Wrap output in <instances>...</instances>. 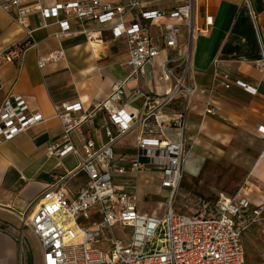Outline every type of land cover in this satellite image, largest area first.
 <instances>
[{
	"label": "crops",
	"instance_id": "obj_1",
	"mask_svg": "<svg viewBox=\"0 0 264 264\" xmlns=\"http://www.w3.org/2000/svg\"><path fill=\"white\" fill-rule=\"evenodd\" d=\"M68 1L73 0H30L27 4L30 9L28 27L34 29L32 38L38 46L25 53L21 67L6 61L0 66V105L8 93L16 92L25 97L31 110L41 112L44 118L26 132L0 145V264H21L18 242L22 227L20 217L37 205L39 197L49 186L64 178L70 194L76 195L88 180L86 171L78 169V155L69 153L58 166L57 158L47 154L49 143L60 141L63 132L54 103L79 99L86 109L91 110L108 95L112 83L125 78L129 72L126 65L129 45L125 35L116 37L113 34L114 22L100 23L73 17L69 19L70 31L61 34L58 20L66 14L60 11L58 17L47 18V26H40L41 15L36 5L49 7ZM120 2L127 7L138 2L127 11L125 22L147 25L150 34L162 45L153 65H147L143 74L127 81L125 101L129 111L138 113L150 91L161 95L169 93L187 68L185 66L179 73L184 61L190 62L184 81L194 88L193 93L189 95L182 88L164 108L169 118H176L185 112L188 105L183 138L189 151H185L183 157L182 177L172 203L173 209L192 215L202 207L195 211L183 210L178 203L216 196L217 201V192L222 189V193L230 197L241 189V193L254 204L264 201V67L260 64L264 54V0H250L253 14L245 0H195L194 31L180 21L179 42L174 48L163 43L166 25L172 20L168 16L147 18L143 13L171 11L177 4L175 0ZM15 16V11L0 10V52L14 42L27 39L24 27L15 20ZM208 16L213 17L211 25L207 23ZM85 29L101 32L90 39ZM199 29H207L208 34H201ZM59 47L65 49V59L40 68L37 62L39 55ZM165 63L173 70L169 77L163 75ZM225 73L231 75L230 88L223 85ZM235 79L256 87V93L240 87ZM106 117L105 111H96L93 119L82 125L81 131L72 133L81 154L87 138L94 137L98 143L107 140L101 129ZM148 121L151 126L159 128L154 119ZM160 127L159 136L179 139V128L170 127L167 123ZM136 133L131 131L115 144V166L129 165V160L137 154ZM220 147L237 151L233 162L218 166L214 158L209 157V153ZM234 169V174H237L235 181L229 187L224 186L232 175L234 179ZM161 179L159 168L146 165L138 172L115 176V183L127 188L136 186L139 197L147 198L153 191L149 187L141 193V180L156 181L154 194L166 191L168 195L166 202H159V207H167L171 191L161 185ZM139 207L143 212L155 213V210ZM204 208L207 212L213 210L208 205ZM79 221L88 223L82 217ZM23 233L25 264H43L38 239L27 227Z\"/></svg>",
	"mask_w": 264,
	"mask_h": 264
},
{
	"label": "built area",
	"instance_id": "obj_2",
	"mask_svg": "<svg viewBox=\"0 0 264 264\" xmlns=\"http://www.w3.org/2000/svg\"><path fill=\"white\" fill-rule=\"evenodd\" d=\"M30 0H0V10L15 11V20L24 27L27 39L14 42L0 52V66L3 61L17 67L23 64L25 53L38 46L32 38L34 29L28 27ZM171 11L155 10L143 13L147 18L168 16L172 21L166 25L164 46L176 47L181 33L180 21L194 31L195 0H175ZM253 14L250 0H245ZM130 7L120 0H73L35 8L41 15L40 26H47L48 17H58L60 11L66 16L59 19L61 34L68 33L70 18L92 19L100 23L114 22L113 34L125 35L129 45L126 65L129 72L125 78L115 80L108 95L97 102L94 108L86 109L79 99H65L54 103L56 116L61 120V140L49 143L47 154L57 158V165L69 153L80 157L78 169L86 171L88 180L76 195H71L64 178L49 186L39 197L35 207L23 214L18 237L20 261L25 264L23 230L29 228L38 239L42 250L43 264H245L246 253L243 234L254 223L264 220V201L252 203L241 189L233 196L221 193L211 212L205 208L192 215L176 212L172 203L177 195L183 171L185 144L183 130L186 125V110L176 118H169L164 108L175 93L182 88L189 95L194 88L185 84L187 67L177 83L166 95L148 92L143 108L133 113L126 108V86L130 78L143 74L147 65H153L162 50L161 43L141 23L125 22ZM208 25L213 17H207ZM90 39L101 31L84 30ZM208 34L207 29H199ZM63 47L54 48L38 57V66L44 68L50 63L65 59ZM189 60V55H186ZM169 59L168 61H170ZM167 63V62H166ZM164 65L166 77L173 74L172 68ZM264 67V54L260 59ZM190 65V62H188ZM231 75L224 74L223 85L230 88ZM237 85L256 93V87L242 79H235ZM96 111H105L106 119L101 125L107 140L98 143L94 137L87 138L83 153L75 145L72 133L81 131L82 125L91 121ZM212 111V110H211ZM39 111L31 110L23 95L10 92L0 105V145L26 132L43 121ZM148 119H154L151 126ZM178 126L179 139L163 138L158 135L161 124ZM181 126V127H180ZM147 130V131H146ZM131 131L136 133L137 154L129 165L115 166V144ZM264 132V129H263ZM264 156V150L262 152ZM147 160L142 162L140 157ZM159 168L162 172L161 185L170 189L168 206L162 215L143 212L139 207V193L136 186L127 188L115 183V176L138 172L144 166ZM94 212L91 213L92 208ZM98 214V220H92ZM88 221L81 224L79 218ZM117 225L131 228L128 240L110 235ZM106 243L107 249L98 247Z\"/></svg>",
	"mask_w": 264,
	"mask_h": 264
},
{
	"label": "rangeland",
	"instance_id": "obj_3",
	"mask_svg": "<svg viewBox=\"0 0 264 264\" xmlns=\"http://www.w3.org/2000/svg\"><path fill=\"white\" fill-rule=\"evenodd\" d=\"M185 61L182 64V67L180 68L179 73H182L185 66L189 67L187 61L186 62ZM186 63H187V65H186ZM175 127H178V126H175ZM184 144H185V150L184 151L188 152L189 147H187L185 141H184ZM221 148L222 147H220V149H217V151H215V152L212 151L211 153H209L210 154L209 157L211 156L212 158H214V161L217 162L218 166L226 165V164H228V162H233V160H234L233 158L237 154V151H234V150L230 151V150L224 149L227 147H224L222 149ZM184 156H185V154H184ZM237 171H238V169H237ZM235 172H236V169H234L233 174ZM150 174H152V172ZM234 175H235L234 179L232 180V178H233V175H232L229 182L224 186L229 187L231 185V183H233L235 181L237 174H234ZM149 187H150L151 191H153V193H152L153 195L151 194V196H149L147 198L142 196L140 198L139 205L142 206V208H144L145 210L146 209L151 210V211L155 210V214L162 215L166 211L167 207H165V206L159 207V205H160L159 202L160 201L166 202V197L168 196L167 192L163 191V193L155 195L154 192L157 190L156 181L155 182H151V181L145 182L144 180H141V185H140L141 193H144V191H147V189H149ZM223 191H224L223 189L219 190L217 192V195L219 194V197H220V195ZM225 191H227V190H225ZM231 191L232 190H230V192ZM216 197L213 199H206V198H201V197H198L194 200L186 199V200H183L182 202H179L178 204L180 205V207H182L183 210L191 209V211L192 210L195 211L197 209H200V207H202V209H203L206 205H208V207H210V208H214V205L218 201V200L217 201L215 200ZM96 207L97 206L92 208L91 213L94 212V209ZM98 218H99L98 214H92V220L97 221ZM130 234H131V228L126 227V226H121V225L115 226L113 228V231L110 232V235L122 237L126 240H128L130 238ZM243 244H244L245 253H246V263L245 264H264V220L257 221L256 223L252 224L245 231V233L243 234ZM98 247L103 249V250H106L107 244L101 243L98 245Z\"/></svg>",
	"mask_w": 264,
	"mask_h": 264
},
{
	"label": "water",
	"instance_id": "obj_4",
	"mask_svg": "<svg viewBox=\"0 0 264 264\" xmlns=\"http://www.w3.org/2000/svg\"><path fill=\"white\" fill-rule=\"evenodd\" d=\"M140 160H141L142 162H146L147 159H146L144 156H141V157H140Z\"/></svg>",
	"mask_w": 264,
	"mask_h": 264
},
{
	"label": "bare ground",
	"instance_id": "obj_5",
	"mask_svg": "<svg viewBox=\"0 0 264 264\" xmlns=\"http://www.w3.org/2000/svg\"><path fill=\"white\" fill-rule=\"evenodd\" d=\"M184 157V156H183Z\"/></svg>",
	"mask_w": 264,
	"mask_h": 264
}]
</instances>
